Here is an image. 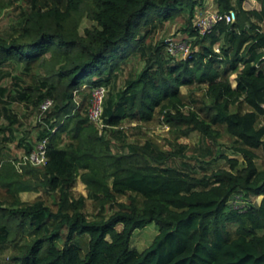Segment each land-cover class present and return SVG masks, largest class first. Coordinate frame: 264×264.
<instances>
[{"label":"trees","instance_id":"16d2710c","mask_svg":"<svg viewBox=\"0 0 264 264\" xmlns=\"http://www.w3.org/2000/svg\"><path fill=\"white\" fill-rule=\"evenodd\" d=\"M9 1L0 0V10ZM245 1L215 0L219 11L234 9L236 18L201 33L194 17L202 0H30L18 33L0 35V122L17 121L7 105L3 64L20 63L27 73L37 67L34 84L17 76L24 84L11 100L39 109L47 98L54 103L37 137H48L47 163L24 164L20 171L16 159L0 161V186L9 195L0 199V253L12 249L11 264H264V0L253 8ZM184 10L190 15L186 29L195 36L188 58L166 54L165 42L146 43L142 26ZM84 16L93 25L81 32ZM130 50L145 64L117 89L113 72ZM195 82L206 85L209 105L203 116L183 110L181 87ZM84 85H109L103 133L89 118L85 98H76ZM157 111L178 135L199 130L218 137L223 126L242 158L228 157V167L198 174L171 164L179 152L151 139L114 148L124 119L149 121ZM79 177L87 196L72 194ZM41 188L58 192L56 209L41 197L20 196ZM258 195L262 201L254 202ZM87 198L99 205L94 218L84 211ZM233 198L244 201L243 207L231 203ZM152 221L158 233L151 243L142 250L133 247L135 229ZM87 233L83 253L77 236Z\"/></svg>","mask_w":264,"mask_h":264},{"label":"rangeland","instance_id":"374dc122","mask_svg":"<svg viewBox=\"0 0 264 264\" xmlns=\"http://www.w3.org/2000/svg\"><path fill=\"white\" fill-rule=\"evenodd\" d=\"M258 4L257 0H246L244 6L246 8H253ZM217 9L215 0H202V3L197 5L196 18L199 14L206 10ZM31 10L30 0H11L0 10V35L3 37H11L18 33L20 30L21 22L25 19L27 14ZM236 18V11L231 10ZM189 12L184 10L175 14L173 17L160 21L158 17H154L147 25L142 26L141 34H146L145 41L147 44H157L161 42H167L170 38H175L181 41H187L190 44L189 53L193 51L192 40L195 36H191L186 29L189 26ZM194 17L195 21L196 18ZM193 19V22H194ZM93 22L88 17L84 16L81 22V32L86 27L92 26ZM264 28V23H263ZM200 46L196 45L195 50ZM214 48L219 49V44L215 43ZM166 49V45H165ZM168 54V52H165ZM125 54V53H124ZM175 59H182L188 57L187 54L178 53L173 55ZM118 67L113 72L116 74L114 84L116 88H122L126 81L135 77L143 69L145 60L140 54L130 50L129 54L124 59L118 60ZM36 65L32 67L29 73L24 70L22 64L17 62H9L3 64L4 78L2 84L8 87L7 105L12 109V114L16 116L17 121L10 122L9 118L3 117L0 122V158H14L18 160L22 158V155L27 153V148L38 140V135L41 131L40 121L44 114H41V110L32 105L28 106L23 102L11 100V94H13L22 83L16 81L17 76L24 78L26 82L35 83L32 73L36 70ZM38 73V70H37ZM234 75V74H233ZM233 78V76H232ZM109 87V85H108ZM107 87V88H108ZM182 92L185 93L186 105L183 110L188 113L191 109L198 111L202 116L208 110L209 99L205 96L206 85L203 83H194L190 86L183 85L181 87ZM76 98L82 101L86 100L85 108L88 110L92 100V89L83 86L82 91L76 92ZM236 106L232 107L233 109ZM240 105L238 106V108ZM204 108V110L202 109ZM240 109L244 110V106ZM263 117L261 122H263ZM264 123V122H263ZM220 136L207 137L199 130H192L184 135H178L175 127L165 121L164 113L158 112L153 119L149 121H143L139 119H124L119 126V135L114 138V148H118L117 145L122 144L125 141L145 142L148 139L154 140L165 150H173L179 152L174 155L170 160V163L179 167H187L195 170L198 174L211 173L213 170L221 167H228V157L237 156L242 158L241 154H238L232 148L234 137L230 136L224 131L223 126H219ZM7 137L8 139H6ZM28 138V139H25ZM24 142V143H20ZM29 146H28V145ZM184 146L182 150H179L178 145ZM259 154L258 161L263 162L262 149L257 150ZM224 154L225 156H223ZM74 197H79L81 194L88 195V189L86 184L79 177L73 190ZM43 198L47 204L51 205L53 209L57 208L58 192H48L44 188L39 191H28L24 193L26 201H33L36 198ZM0 199L7 200L9 195L4 188L0 186ZM119 199L127 201L128 197L119 196ZM263 195H258L252 198L255 202H261ZM235 206L243 207L244 201L238 198V201L231 199L230 201ZM106 215L112 212V207L107 204L104 209ZM84 211L89 215V218H94L99 211V205L92 198L86 199ZM235 225H232L234 228ZM117 229H122V223L117 224ZM158 233V224L156 221L148 223L142 228H137L133 232L131 245L137 249H144L147 247L155 235ZM83 246V253L88 248V233L84 235H78ZM61 241V240H60ZM63 240L60 242L62 245ZM12 249H6L0 253V264H11L10 256Z\"/></svg>","mask_w":264,"mask_h":264},{"label":"built area","instance_id":"2783aa9c","mask_svg":"<svg viewBox=\"0 0 264 264\" xmlns=\"http://www.w3.org/2000/svg\"><path fill=\"white\" fill-rule=\"evenodd\" d=\"M235 16L232 11L221 12L218 9L206 10L199 14L196 18V25L201 33L210 31L215 24L220 21H226L228 23L233 22ZM166 51L169 54L176 55L178 53H184L190 56L189 49L190 44L187 41H181L175 38H170L166 42ZM188 58V57H186ZM107 93V87L105 85H99L92 89V100L88 108V115L92 122L96 124L100 133H103L105 123L103 119V108L105 97ZM54 101L52 98L45 99L40 106L41 114H44L52 105ZM264 107V103H263ZM48 137H44L34 144L30 152L22 155V158L15 161L17 168L22 171L24 164H30L34 166H43L48 160Z\"/></svg>","mask_w":264,"mask_h":264},{"label":"crops","instance_id":"0c3cea01","mask_svg":"<svg viewBox=\"0 0 264 264\" xmlns=\"http://www.w3.org/2000/svg\"><path fill=\"white\" fill-rule=\"evenodd\" d=\"M255 7H259V3ZM262 26H263V22H262ZM232 76H233V78H232L233 85H236V79H235L236 74L234 73V75L232 74ZM263 119H264V116H263ZM263 122H264V120H263ZM2 160H3V158L2 159L0 158V161H2ZM26 192H28V191H22V192H20V196H21V198L23 200H26V198H24V193H26Z\"/></svg>","mask_w":264,"mask_h":264},{"label":"clouds","instance_id":"9594fccd","mask_svg":"<svg viewBox=\"0 0 264 264\" xmlns=\"http://www.w3.org/2000/svg\"><path fill=\"white\" fill-rule=\"evenodd\" d=\"M19 159H20V158H19ZM19 159H18V160H19ZM16 161H17V160H16Z\"/></svg>","mask_w":264,"mask_h":264}]
</instances>
